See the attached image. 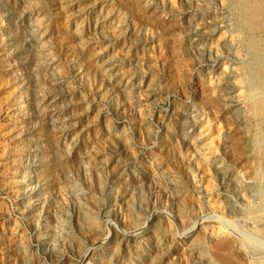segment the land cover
I'll return each mask as SVG.
<instances>
[{
	"label": "rangeland",
	"instance_id": "rangeland-1",
	"mask_svg": "<svg viewBox=\"0 0 264 264\" xmlns=\"http://www.w3.org/2000/svg\"><path fill=\"white\" fill-rule=\"evenodd\" d=\"M236 10L0 0V264H264V88L237 115L191 42Z\"/></svg>",
	"mask_w": 264,
	"mask_h": 264
},
{
	"label": "bare ground",
	"instance_id": "bare-ground-1",
	"mask_svg": "<svg viewBox=\"0 0 264 264\" xmlns=\"http://www.w3.org/2000/svg\"><path fill=\"white\" fill-rule=\"evenodd\" d=\"M232 1L237 9L236 17L230 16L229 14L225 13L222 15H215V16L211 15L205 21L200 20L201 22L199 23L201 24L197 25L198 27L196 26L197 28L195 27L193 29L191 42L193 48H196L200 44H203L204 41L206 43V40L208 41L211 40L212 37H214L216 34H218L221 37L219 45L220 48H222L225 51L224 63L226 65L223 66L224 63H222V65L217 66L215 81H217V83L222 84L223 91L220 93L219 99L227 104H230L231 108H234V113L238 115L239 111L237 110V108L239 107L240 103L243 101V97H244L243 89L245 90V92L247 91L250 92V90L258 91L259 89L264 88V73H263L264 72V8H263L264 5H262L263 3L259 2V0H232ZM215 52L217 51L215 50ZM207 59H211V58H207ZM202 102L206 105L207 104L211 105L212 103L215 104V101L209 100V98L203 99ZM240 119L239 122H242L240 121ZM257 126L258 125H256V127ZM255 130L256 133L253 135L255 140L254 143L257 142L256 144L258 146L257 153L258 152L261 153V151L263 150L261 144L259 143L261 141L260 138L261 131L259 128H256ZM247 132L249 131L247 130ZM213 169L214 171H217V173L215 172L216 174L218 173L222 174L219 176L221 178L224 177V175L226 174V171L224 170V168H222V165L220 166L219 164H217L216 161L213 162ZM258 170L256 168L254 169V171L252 170L251 175L256 176L258 174L257 172ZM142 228L143 226L137 224L135 230H140Z\"/></svg>",
	"mask_w": 264,
	"mask_h": 264
}]
</instances>
